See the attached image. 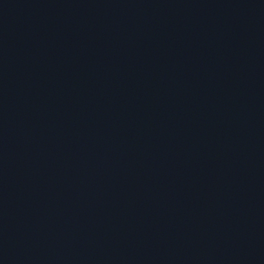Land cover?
Masks as SVG:
<instances>
[{
	"label": "water",
	"instance_id": "95a60500",
	"mask_svg": "<svg viewBox=\"0 0 264 264\" xmlns=\"http://www.w3.org/2000/svg\"><path fill=\"white\" fill-rule=\"evenodd\" d=\"M0 264H264V0H0Z\"/></svg>",
	"mask_w": 264,
	"mask_h": 264
}]
</instances>
